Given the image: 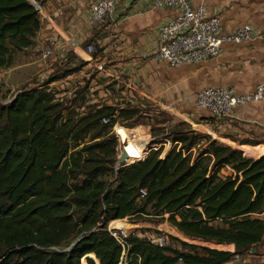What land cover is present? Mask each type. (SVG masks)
I'll return each mask as SVG.
<instances>
[{
  "label": "trees",
  "instance_id": "1",
  "mask_svg": "<svg viewBox=\"0 0 264 264\" xmlns=\"http://www.w3.org/2000/svg\"><path fill=\"white\" fill-rule=\"evenodd\" d=\"M41 25L31 0H0V75L14 53L35 44ZM76 69L24 87L0 104V264H120L123 247L108 224L146 215L196 239L235 244L236 250L171 234L181 249L162 247L131 233L123 264H227L264 243V154L245 157L208 136L195 154L185 155L202 136L181 122L171 139L182 149L174 146L163 158L153 150L116 168L112 126L119 118L136 121L140 109L131 102H98L80 112L75 100L50 88ZM227 166L232 172L221 174ZM141 189L147 190L144 198Z\"/></svg>",
  "mask_w": 264,
  "mask_h": 264
},
{
  "label": "crops",
  "instance_id": "2",
  "mask_svg": "<svg viewBox=\"0 0 264 264\" xmlns=\"http://www.w3.org/2000/svg\"><path fill=\"white\" fill-rule=\"evenodd\" d=\"M92 1L38 0L42 25L35 44L26 49L32 55L31 63L39 64L36 73L43 69L42 58L47 50L51 51L46 57L47 66L65 63L74 56L81 59L82 66L62 80L77 75L79 82H88L93 96L96 93L104 97L105 103L115 104L122 100L123 94H128L123 99L132 104L141 99L158 110L182 112L196 105L197 92L204 87L227 85L239 92H250L264 82V38L227 42L214 58L171 66L155 61L154 54L160 28L177 14V9L157 8L153 0H124L117 6L115 16L103 24H94L90 20ZM191 1L194 6L204 5L208 15L220 16L227 32L245 23H250L255 31L264 26V0ZM88 44H94L100 51L89 54ZM209 117L213 120L204 123L209 133H221L239 125L261 129L264 99L239 106L223 118ZM195 119L190 122L195 124Z\"/></svg>",
  "mask_w": 264,
  "mask_h": 264
},
{
  "label": "rangeland",
  "instance_id": "3",
  "mask_svg": "<svg viewBox=\"0 0 264 264\" xmlns=\"http://www.w3.org/2000/svg\"><path fill=\"white\" fill-rule=\"evenodd\" d=\"M97 50L100 51L99 48H97ZM31 56L32 55L29 50L18 51L13 55L12 64L1 69L0 104L8 103L15 96V94L24 87H34L37 84L46 81L52 75L59 74L67 70H73L74 68H77V71L80 68L79 66H82L81 59L75 58L74 56H72L71 59L65 63L58 64L60 62H57L53 65V67L52 65L47 66L46 57H43V66H41L43 69L40 73H36L39 69V64H32L31 61L33 58ZM62 79L50 83V88L57 92V96L59 98H64L65 100H75L74 106H77L80 112L86 110L89 104L94 102L98 103L97 101H94L95 99H100L101 102L99 103L106 102L102 101V98L104 97H100L99 95H96V93L95 96H93V91L91 88H88V82H79L80 77L77 75H72L71 79L68 81ZM66 82H69V84ZM116 93L117 92H115L114 95H116ZM127 96L128 94H123L121 96L122 100L119 99L120 101L118 102L122 103L120 104L121 106H126L127 102H129L126 99H123L127 98ZM133 105L140 109V112L136 117V121L122 118H119L116 121L121 126H125L128 129H134L138 137V140H131L129 146H122V150L123 152H126V155L134 152L135 148L139 151L144 147H149L151 144L162 149V152L167 150L169 141H171L172 136L175 134L173 130L181 122L189 126L191 130H197V132L202 136L200 145L206 141L208 136H211L212 138L217 139L220 143L229 144L238 148L243 152L245 157L257 158L264 154V126H262L261 129H249L246 126L239 125L232 130L215 134L209 133V129L204 126L206 120H213V118L209 117L212 115L208 111L198 108L196 105L191 108H185L183 112L181 110L178 111L177 109L173 111L158 110L152 103H147V101L145 102L141 99L137 103H133ZM203 111H206L209 116L204 115L205 112ZM192 118H196L195 124L190 122L192 121ZM121 126L119 127V133L122 138H126L129 136V131ZM112 134L117 136L116 130H114V133L112 132ZM246 139L258 142V144L254 145L242 143L243 140ZM241 145H243L242 149ZM197 149L198 148L196 147L195 151H197ZM231 172L232 168L230 166L224 167L221 170V174L223 175L230 174ZM116 220L118 222L113 223L115 220L111 221L108 224V228L110 225L117 224L118 226L125 228L126 233L129 235L134 233L143 237L146 231L159 230L167 235L174 234V236H176L179 240H184L189 243H198L232 251L236 250L235 244L232 247L229 246L230 244L218 245L213 244L212 241H204L187 236L178 228L173 226L168 220L159 218L155 215H146L143 218L136 220H132L128 217ZM179 240H172L171 243L181 249ZM262 260H264V243H260L253 249L251 248L243 253L237 254L232 261L227 264H240L244 261L255 262Z\"/></svg>",
  "mask_w": 264,
  "mask_h": 264
},
{
  "label": "built area",
  "instance_id": "4",
  "mask_svg": "<svg viewBox=\"0 0 264 264\" xmlns=\"http://www.w3.org/2000/svg\"><path fill=\"white\" fill-rule=\"evenodd\" d=\"M124 0H94L90 4V20L94 24H103L109 18L115 16L117 6ZM153 5L157 8H174L177 14L160 28L158 34V48L154 54V60L157 62H165L171 66H182L185 64L199 63L214 58L222 51L224 43H242L264 38V26L260 31H255L250 23H245L233 31L227 32L224 28L223 21L220 16L208 15L204 5L194 6L191 0H153ZM86 51L93 55L97 48L94 44H88ZM51 53L47 50L44 56L47 57ZM103 65L99 66L103 69ZM264 99V82L259 83L250 92H239L233 86L219 85L204 87L197 92L196 106L202 110L208 111L216 118L229 116L237 107L250 102H258ZM104 123L110 122V118L104 117ZM119 123L115 122L112 126V132L116 130L117 144V160L126 152H123L122 146L127 147L131 140H138L134 129H128L129 136L122 138L119 133ZM115 135V134H114ZM172 145V146H171ZM176 146L178 150L182 149L179 141H169L168 151ZM200 142L190 150L184 149L185 155L193 152L195 154L196 147L199 148ZM162 148V147H161ZM161 150L160 157L163 158L168 152L151 144L144 147L142 152L135 155H127L120 164H129L135 161L144 160L151 151ZM166 153V154H165ZM165 154V155H164ZM119 166L116 164V168ZM141 197L147 195L146 189L140 190ZM109 231L122 245L121 262L127 259V250L129 243L125 228L116 225H110ZM174 235V234H172ZM152 243L162 247L177 248L173 245L169 235L162 232H148L144 234ZM181 259V258H180Z\"/></svg>",
  "mask_w": 264,
  "mask_h": 264
},
{
  "label": "water",
  "instance_id": "5",
  "mask_svg": "<svg viewBox=\"0 0 264 264\" xmlns=\"http://www.w3.org/2000/svg\"><path fill=\"white\" fill-rule=\"evenodd\" d=\"M32 1V3L39 9L40 7H41V3L40 2H38V1H35V0H31ZM127 155H126V153H124L118 160H117V165L118 166H120V164L121 163H123V161H124V159H125V157H126ZM260 157V156H259ZM78 240H79V238L77 239V240H75L71 245H70V247H72V246H74L77 242H78ZM212 242H215V243H221V242H217V241H212ZM70 247H68V249L70 248ZM87 256H89V257H92L95 261H96V259H95V257H93V256H91L90 254H88ZM86 256V257H87ZM86 257H84L83 259H86ZM83 261V260H82ZM99 264H101L100 263V260H99Z\"/></svg>",
  "mask_w": 264,
  "mask_h": 264
},
{
  "label": "bare ground",
  "instance_id": "6",
  "mask_svg": "<svg viewBox=\"0 0 264 264\" xmlns=\"http://www.w3.org/2000/svg\"><path fill=\"white\" fill-rule=\"evenodd\" d=\"M130 145V143L128 144V146ZM143 149V148H142ZM142 149H140L139 151H137L136 150V148H135V150H134V152H131V153H129V154H127L128 156L129 155H135V156H137V155H139L141 152H142ZM114 222H118L117 220H115V221H113V223ZM116 226H118L117 224H116ZM119 227H121V226H119ZM121 228H123V227H121Z\"/></svg>",
  "mask_w": 264,
  "mask_h": 264
}]
</instances>
